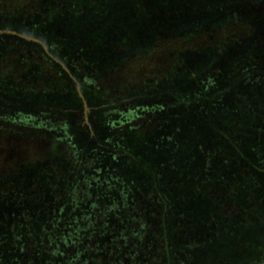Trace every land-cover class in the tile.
<instances>
[{
  "label": "trees",
  "instance_id": "1",
  "mask_svg": "<svg viewBox=\"0 0 264 264\" xmlns=\"http://www.w3.org/2000/svg\"><path fill=\"white\" fill-rule=\"evenodd\" d=\"M0 264H264V0H0Z\"/></svg>",
  "mask_w": 264,
  "mask_h": 264
},
{
  "label": "rangeland",
  "instance_id": "2",
  "mask_svg": "<svg viewBox=\"0 0 264 264\" xmlns=\"http://www.w3.org/2000/svg\"><path fill=\"white\" fill-rule=\"evenodd\" d=\"M38 151L40 150L41 151V149L40 148H42L41 147V144H40V142L36 145V146H34Z\"/></svg>",
  "mask_w": 264,
  "mask_h": 264
}]
</instances>
